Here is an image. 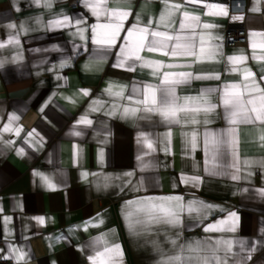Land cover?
I'll list each match as a JSON object with an SVG mask.
<instances>
[{
	"label": "crops",
	"instance_id": "0c3cea01",
	"mask_svg": "<svg viewBox=\"0 0 264 264\" xmlns=\"http://www.w3.org/2000/svg\"><path fill=\"white\" fill-rule=\"evenodd\" d=\"M170 3L183 4V10L190 15L219 26L197 29L198 33L210 31L223 37L209 41L206 35V50L219 44L223 55L215 59L205 56L197 63L192 57H165L162 52L147 50L140 53L149 60L184 65L160 71L220 75L219 80H193L179 86V96H196L200 89L239 83L241 72L226 71V58L241 54V50L249 59L235 66L251 68L259 79L264 60L251 59L250 41L260 43L264 37L252 38L249 33L264 32V0H259L256 12L251 10L256 0H249L246 14L239 15L242 20L209 14L206 4H222L228 9L223 0H204L196 5L186 4L185 0ZM130 9L133 15L125 21L126 29L135 23L136 15L145 24L158 19L163 4L160 0H131ZM64 16L70 17L72 23H50ZM182 18V13H175L170 21H165L168 27L160 30L175 34ZM76 19L83 23L76 25ZM104 22L103 17L97 20L92 15L84 0H53L51 7H45L44 0L40 4L35 0H0V42L5 44L0 48V60L4 61L0 67V260H13L14 264H92L88 259L93 254L92 245L103 238L100 247L105 240L109 245H121L122 264H157L161 258L158 247L171 254L166 235L176 238L180 233L179 243L208 236L213 240L223 236L244 241L243 250L239 243L232 246L240 264H264V195L258 191L264 189V169L258 165L242 166L238 180L231 179L229 173L233 169H217L219 175L205 171L211 164H205L203 133L228 127L222 107L210 114L206 125H166L159 122L158 116L150 120L123 118L122 106H135L126 99L133 94V88L155 84L157 80L152 69L140 67L139 62L134 71L115 66L125 33H120L121 40L112 48H101L93 42L91 26ZM9 24L27 28L26 32L19 31V44L8 43V37L17 32ZM230 24L246 28V43L226 45L225 32ZM256 53L264 55L259 48ZM188 64H192L191 68ZM109 88L111 92L106 91ZM212 99L215 102L216 96ZM13 113L19 119L10 124ZM82 116L92 124H79ZM5 126L11 130L5 132ZM258 127L239 126L241 160L264 159ZM193 128L198 129L195 150L186 144L182 134ZM74 131L82 135L76 136ZM169 131L165 151L164 134ZM142 132L155 141L154 151L140 142ZM141 156L143 161L138 158ZM142 164L147 165L143 171ZM129 172L134 175L125 176ZM37 173L48 177V181ZM196 176L201 180L195 186L181 179ZM173 195L182 196L185 202L204 201L214 207L203 219L185 213L180 228L160 225L139 234L129 230L126 213H135L136 206H128V201ZM229 213H236L235 232L203 231L208 224L228 220ZM38 218H43V222ZM253 246L256 251L248 259V250ZM13 249L22 250L25 257L18 259Z\"/></svg>",
	"mask_w": 264,
	"mask_h": 264
},
{
	"label": "snow or ice",
	"instance_id": "6c2138e0",
	"mask_svg": "<svg viewBox=\"0 0 264 264\" xmlns=\"http://www.w3.org/2000/svg\"><path fill=\"white\" fill-rule=\"evenodd\" d=\"M37 4L41 0H35ZM163 4V10L159 14L158 19L149 20L146 24L142 22L141 17H134L135 23L124 27L125 21L133 13L130 9L131 0H84V5L88 8L92 15L100 20L102 17L106 22L97 23L91 26L93 42L100 45L101 48L115 47L117 42L121 40L120 33H125L122 40L123 46L120 47V59L116 67H125L128 71H134L139 62L140 67H149L152 69V75L156 78L155 84H144L142 87H134L133 94L126 97L129 102H134L135 106H122L121 116L123 118H141L150 120L152 116H158L160 123L166 125L180 126H195L206 125L210 122L209 116L214 113L217 108L222 107L223 118L227 121L228 127L212 132L205 131L204 137V152L205 164H211V168L205 169L209 175L221 174L217 169H233L230 174L231 179H240L241 167L250 168L252 165H258L264 169V159L241 160L238 153V129L240 125L259 126L258 139L261 146H264V66L259 69V79L256 78L251 68L239 69L235 65L245 62L249 59L247 55L241 54L228 56L226 71L241 72L242 80L239 83L224 84L220 88L200 89L196 96H179L177 88L181 85L190 84L193 80L215 79L219 80L218 73L211 74H196L192 71H160L161 69H172L176 67H184V65L165 64L160 60H149L141 56L140 53L147 50L149 53L162 52L165 57H192L193 63L201 62L202 57L215 59L218 55L222 56L220 45L210 46L207 50L205 47V36L209 41L223 40V37L214 35L212 32H197V29H213L219 27L210 22H202L199 16L190 15L188 11L183 10L184 5L180 3H170V0H160ZM204 0H185L186 4L196 5L203 3ZM53 0H44L45 7H51ZM259 0L251 9L253 12L259 11ZM213 16H227L228 9L222 4H206ZM218 10V11H215ZM175 13H182V19L178 23V28L175 34H170L168 31H161V27H168L166 20L170 21ZM234 20H242L243 16H233ZM40 21L37 20V23ZM50 23L58 26H66L72 23L70 17L64 16L62 20H54ZM83 23L82 19H76L75 24ZM10 29H17V32L8 37V43L15 42L19 44V31H27L24 25L19 28L16 24H9ZM185 30H190L189 34L185 35ZM83 31V29H81ZM197 36L199 41L197 42ZM249 36L264 37V32L252 31ZM250 46L253 49L251 59L264 60V55L258 56L256 49L264 51V40L257 43L255 39L250 41ZM5 44L0 42V48H4ZM131 61V63H128ZM4 61L0 60V67ZM192 64L187 67L191 68ZM111 92V88L106 89ZM122 96V92L117 93ZM216 96L214 102L212 97ZM203 116V119L200 117ZM19 119L13 113L9 117V123ZM79 124L91 125L92 121L86 116H82L78 121ZM8 126L4 127V131H10ZM19 135V129L16 130ZM76 136L82 135L80 131H74ZM186 138V144L191 145L195 150L198 129L193 128L191 131L182 133ZM29 136L32 133H28ZM171 132L164 134L165 151H167L168 138ZM2 140V137H0ZM11 144L12 141H4ZM140 142L145 143L147 148L155 150L153 145L155 141L149 139V134L142 132L140 134ZM21 151H23L21 149ZM147 154V153H145ZM143 161V156L138 157ZM103 154L101 153V160ZM147 165L141 167L143 171ZM252 172L249 171L248 175ZM38 176L45 181L48 177L37 173ZM87 176V173H84ZM134 173H125V176L131 177ZM185 182H192L195 186L200 182L201 178L182 177ZM131 183V181H128ZM143 183L142 181L140 182ZM54 187V185H50ZM139 190V189H137ZM247 191V189H245ZM261 195H264V189L258 190ZM128 206H136L135 213L129 211L126 213V219H129V230L134 234H139L140 231H151L155 226H169L171 228H180L183 226V216L186 213L189 217L206 218L208 212L214 207L206 204L204 201L191 200L184 201L182 196H160V197H144L138 200L128 201ZM135 216V219H131ZM236 213H229L228 220H219L215 223L208 224L204 227L205 233L209 232H235L234 218ZM43 222V218H38ZM232 220V223H229ZM264 231V230H262ZM180 233L176 234V238L166 235L167 242L171 245V254L164 253L162 249L158 250L161 253V258L157 260V264H240L236 253L232 251L234 243H239L243 250L244 241H233L221 236L215 240L208 236L203 239H189L184 243H179ZM98 238L92 245L93 254L88 257L92 264H122L121 245H109L105 240L102 247ZM0 251H3L0 249ZM18 253V259H23L25 253L20 249H13ZM256 251L255 246L248 250V259L251 254Z\"/></svg>",
	"mask_w": 264,
	"mask_h": 264
},
{
	"label": "built area",
	"instance_id": "2783aa9c",
	"mask_svg": "<svg viewBox=\"0 0 264 264\" xmlns=\"http://www.w3.org/2000/svg\"><path fill=\"white\" fill-rule=\"evenodd\" d=\"M228 7V15H245L248 8L249 0H223ZM248 33L246 28L240 25L230 24L225 32V42L229 47L237 44L246 43ZM0 264H14L13 260H0Z\"/></svg>",
	"mask_w": 264,
	"mask_h": 264
}]
</instances>
